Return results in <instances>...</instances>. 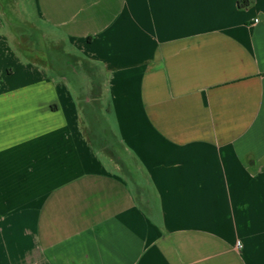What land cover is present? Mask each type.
<instances>
[{"label": "crops", "instance_id": "obj_1", "mask_svg": "<svg viewBox=\"0 0 264 264\" xmlns=\"http://www.w3.org/2000/svg\"><path fill=\"white\" fill-rule=\"evenodd\" d=\"M32 1L62 43L19 54L0 7V264H264V0Z\"/></svg>", "mask_w": 264, "mask_h": 264}, {"label": "rangeland", "instance_id": "obj_2", "mask_svg": "<svg viewBox=\"0 0 264 264\" xmlns=\"http://www.w3.org/2000/svg\"><path fill=\"white\" fill-rule=\"evenodd\" d=\"M0 7L1 12L4 16V22L6 26L5 34L9 36L11 43H15L14 47L16 48V51L19 52V54H22V51H20V49H17L16 43H21L19 41L20 38L22 39V41H33L32 43H62V40L57 34L51 32L49 29L46 30L45 28H43L41 23L37 20L32 0H3ZM31 27H34V31ZM43 34L44 36H42ZM68 47V45L63 46V50L54 51V53H51V55L53 59L56 58L57 70L61 72V74L66 78V84L72 90V94L74 95L73 97L75 98L74 100L76 101L78 108L81 110V118L83 123L89 125V116H91L93 118V120L91 121L92 123L96 125L106 123V125L110 126L111 131L116 134L117 127L114 115L108 112L109 99L101 98L99 101H94L97 99H93L92 97H90L91 99H89L92 100V102L87 103L86 95L88 97L91 95L89 94V92L92 93L91 91L93 89H98L100 93L101 89L99 87V83L101 78L100 76H97L99 73V69H93L90 64L88 65L85 62L81 64L80 61L75 57L69 58V53H73V51ZM75 61L78 63V66L76 67L77 73L73 71L72 68H69V65L71 64L73 66L72 63H74ZM96 77H98L97 80ZM94 78L95 81L93 80ZM96 111H98L99 114H93V112ZM101 118H103V122ZM128 170L129 169L127 167L126 174L128 180L132 183L135 194L137 193L136 195L138 197L140 195L142 196V194L137 192L135 184L137 183L138 185H140L145 180L140 176L134 177L135 172L133 175H131ZM140 188L142 189L144 195L151 199V205H155L153 198L154 194L151 190V186L149 184H143L142 186L140 185Z\"/></svg>", "mask_w": 264, "mask_h": 264}, {"label": "trees", "instance_id": "obj_3", "mask_svg": "<svg viewBox=\"0 0 264 264\" xmlns=\"http://www.w3.org/2000/svg\"><path fill=\"white\" fill-rule=\"evenodd\" d=\"M253 1L252 0H240L238 2V7L240 9H248L252 5Z\"/></svg>", "mask_w": 264, "mask_h": 264}, {"label": "built area", "instance_id": "obj_4", "mask_svg": "<svg viewBox=\"0 0 264 264\" xmlns=\"http://www.w3.org/2000/svg\"><path fill=\"white\" fill-rule=\"evenodd\" d=\"M256 23L258 22V20L255 21Z\"/></svg>", "mask_w": 264, "mask_h": 264}]
</instances>
